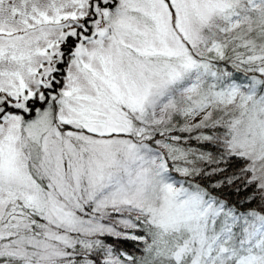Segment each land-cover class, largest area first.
<instances>
[{
  "label": "snow or ice",
  "instance_id": "6c2138e0",
  "mask_svg": "<svg viewBox=\"0 0 264 264\" xmlns=\"http://www.w3.org/2000/svg\"><path fill=\"white\" fill-rule=\"evenodd\" d=\"M0 264H264V0H0Z\"/></svg>",
  "mask_w": 264,
  "mask_h": 264
},
{
  "label": "trees",
  "instance_id": "16d2710c",
  "mask_svg": "<svg viewBox=\"0 0 264 264\" xmlns=\"http://www.w3.org/2000/svg\"><path fill=\"white\" fill-rule=\"evenodd\" d=\"M73 40H75V38H73ZM63 47V46H62ZM66 51V50H65ZM64 61L65 63L61 65L63 71L58 74V79H60L61 81L64 79V75L65 73V67H66V61L69 59V57L67 58V54L64 56ZM37 107H39V105H37ZM193 147H199V145L193 143L192 144ZM205 150H210V148H206ZM240 197H237L235 195H233L231 197L232 200H237ZM105 243L108 245H111L115 251L119 252H127L129 254H133V255H138V243L136 241L133 240H129V239H123V238H115V237H106L105 238Z\"/></svg>",
  "mask_w": 264,
  "mask_h": 264
},
{
  "label": "rangeland",
  "instance_id": "374dc122",
  "mask_svg": "<svg viewBox=\"0 0 264 264\" xmlns=\"http://www.w3.org/2000/svg\"><path fill=\"white\" fill-rule=\"evenodd\" d=\"M67 58H68V55H67ZM66 69H67V63H66V67H65V73H66Z\"/></svg>",
  "mask_w": 264,
  "mask_h": 264
}]
</instances>
